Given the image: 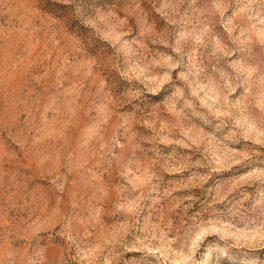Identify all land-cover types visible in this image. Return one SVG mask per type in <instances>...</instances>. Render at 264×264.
Masks as SVG:
<instances>
[{"label": "rangeland", "instance_id": "374dc122", "mask_svg": "<svg viewBox=\"0 0 264 264\" xmlns=\"http://www.w3.org/2000/svg\"><path fill=\"white\" fill-rule=\"evenodd\" d=\"M0 264H264V0H0Z\"/></svg>", "mask_w": 264, "mask_h": 264}]
</instances>
